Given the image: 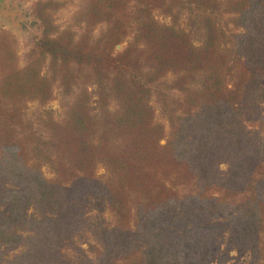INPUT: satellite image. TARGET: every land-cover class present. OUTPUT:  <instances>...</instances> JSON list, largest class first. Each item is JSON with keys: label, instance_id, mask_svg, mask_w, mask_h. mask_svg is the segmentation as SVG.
Returning <instances> with one entry per match:
<instances>
[{"label": "trees", "instance_id": "1", "mask_svg": "<svg viewBox=\"0 0 264 264\" xmlns=\"http://www.w3.org/2000/svg\"><path fill=\"white\" fill-rule=\"evenodd\" d=\"M136 1L131 10V0H84L73 18L85 27L78 38L55 22L61 3L37 1L36 56L25 67L11 36L0 35V183L12 184L0 187V264L4 249L20 244L26 249L14 264H57L89 193L104 198L114 218L112 229L102 226L97 264H224L216 244L224 228L239 249H251L249 264H264V0ZM157 9L173 22L157 21ZM184 9L196 14L189 21L199 45L178 25ZM130 29L133 41L115 52ZM46 56L66 93L78 80L73 66L89 68L100 110L93 114L88 89L80 90L61 121L41 120L48 139L24 114L28 101L53 97L39 66ZM167 74L175 76L166 89L179 95L158 92L166 138L150 100ZM99 167L107 172L101 183ZM222 198L230 201L225 220L210 221ZM30 208L56 217L30 219ZM22 227L35 235L23 237Z\"/></svg>", "mask_w": 264, "mask_h": 264}, {"label": "rangeland", "instance_id": "2", "mask_svg": "<svg viewBox=\"0 0 264 264\" xmlns=\"http://www.w3.org/2000/svg\"><path fill=\"white\" fill-rule=\"evenodd\" d=\"M39 0H2L0 1V35L9 34L14 40V48L17 56V63L20 67H25L33 56L32 49L33 36L39 28V22L32 14L33 5ZM61 3V7L54 12V19L60 29L71 28L75 31L77 38L85 29L84 26H77L74 23V16L76 12L83 6L84 0H55ZM137 1L131 0L130 9L134 10ZM154 17L160 23L171 24L172 19L161 10L154 11ZM189 17H196L195 12L184 9L180 11L178 25L188 31L192 40L196 45L202 41L201 32L197 30L196 25L191 24ZM105 23L99 24L92 31V38L95 39L106 29ZM135 31L130 29L127 36L122 43L115 47V52H120L128 43L133 41ZM42 75L49 78L53 84V97L47 103H40L38 100L28 101L24 110L25 119L32 123V128L36 134L44 139L50 137V132L43 127L41 120L47 116H51L56 121H61L66 114L69 106L75 100L78 92L84 88L88 89L90 93V107L93 114L99 115L98 95L96 92V85L93 82L91 70L84 67L82 70L73 66L78 73V80L73 86L71 93H66L63 89L60 80L59 70H55L51 64L50 56H46L39 62ZM173 74H167L160 79L152 87L151 104L155 109V120L163 123L166 129V138L170 135L169 121L164 112L161 103L158 99L159 90H166L172 95H179V92L166 89V86L174 79ZM194 85V84H193ZM264 106V103H263ZM110 108L115 109V100L110 101ZM163 143L165 142L162 141ZM224 168L223 165H221ZM42 169L44 175L48 178L54 176L50 165L43 160ZM107 172L102 167L97 170L98 182H102ZM2 189L11 188L12 184L8 182L0 183ZM178 191L184 193L188 187L179 186ZM212 205L214 209H218L219 217H214L210 221H224L225 210L229 206L228 199H220ZM232 200V199H231ZM82 211L78 224L71 225V232L65 234L60 243V251L57 264H85V261L90 260L93 264H97V249L104 247L102 238V226L114 227V218L110 212L107 202L104 198H94L91 193L84 195L81 199ZM5 206H0L3 210ZM187 210L193 209V206L188 204ZM26 215L30 219L40 220L45 216L55 218L56 215L47 210L40 208H30L26 211ZM209 221V220H208ZM17 232L23 237L35 235L33 231L25 227L17 229ZM216 244L219 248V255L225 256L224 264H249L253 259V252L251 249H239L235 244L231 231L224 228V232L218 237ZM26 249V244H20L12 248H6L3 251V261L1 264H14L15 259L23 254ZM220 259H216L212 264H220Z\"/></svg>", "mask_w": 264, "mask_h": 264}, {"label": "water", "instance_id": "3", "mask_svg": "<svg viewBox=\"0 0 264 264\" xmlns=\"http://www.w3.org/2000/svg\"><path fill=\"white\" fill-rule=\"evenodd\" d=\"M0 1H2V0H0Z\"/></svg>", "mask_w": 264, "mask_h": 264}]
</instances>
